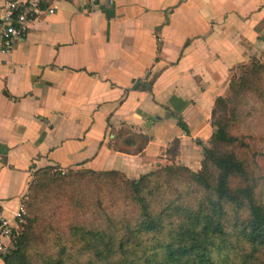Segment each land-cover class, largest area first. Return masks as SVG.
<instances>
[{
	"label": "crops",
	"instance_id": "0c3cea01",
	"mask_svg": "<svg viewBox=\"0 0 264 264\" xmlns=\"http://www.w3.org/2000/svg\"><path fill=\"white\" fill-rule=\"evenodd\" d=\"M53 5L0 51L4 216L11 219L35 175L53 168L127 179L161 164L199 170L214 100L228 95L237 67L264 53V0ZM125 133L147 142L118 151Z\"/></svg>",
	"mask_w": 264,
	"mask_h": 264
},
{
	"label": "trees",
	"instance_id": "16d2710c",
	"mask_svg": "<svg viewBox=\"0 0 264 264\" xmlns=\"http://www.w3.org/2000/svg\"><path fill=\"white\" fill-rule=\"evenodd\" d=\"M262 69L261 65L251 62L241 72L237 81H230V98L217 97L214 100L210 119L211 125L212 127L215 126V129L208 141L213 147L219 143L230 144L235 141L234 136L227 135L224 131L222 122L225 115L220 118L216 117V109L222 113L226 112L227 103L237 104L241 96L249 90L254 94L257 93L251 87ZM234 86L235 88H233ZM179 125L183 127L181 123ZM146 142V135L125 133L124 138L115 142L113 147L118 151L127 153L138 152ZM202 150L200 168L197 171H192L180 164H176L175 167L167 165L123 183L127 200L134 207V215L136 216L133 222H129L124 216H120L122 211L112 213L100 210L96 213L99 218H102L100 225L91 226L87 229H84L81 224L69 225V237L65 241L66 243L56 249L54 253L42 252L37 255L36 261L26 259L23 253L24 248L34 238L33 232L37 223L36 214L30 211L22 233L16 236L14 247L5 255L3 264H74L72 259L66 257V244L71 241L69 242L72 243L71 248L67 251L72 250L74 253L73 245L75 244H73L72 237L75 238L77 233L82 231L84 232L82 235L89 236L91 242L76 248V251L89 250L96 264H221L219 260L214 259L213 253L218 249L217 240L225 235L220 218L223 204L226 203L237 206L244 204L247 210L246 220L240 235L244 243L250 246V253L255 247L264 246V208L253 199L249 186L235 189L231 188L228 182L230 177H241L246 180L241 163L231 154L217 155L212 147L206 146ZM206 161L210 163L214 173L208 172L205 168ZM165 173L170 176L171 173L183 174L185 181L192 184L196 191L202 194L200 198L206 199L204 204L197 203L193 215L190 212L185 215V217L191 218V222L183 229H181L183 224L179 225L178 231L180 233H176L179 237L176 242H171V236L175 234V230L171 228V222L165 224L161 217L164 211L167 213L166 217L171 216V201L164 199L166 201L162 204L164 207L160 206L161 209L157 212L150 208L148 201L150 200L149 197L161 188L157 180H164L162 177ZM86 174L95 177L121 175L112 170L96 172L84 168L80 171H70L68 176H80L82 178ZM151 180H154L152 182L154 185L149 187L148 182ZM209 205L211 208L207 207ZM203 210L206 211L202 213ZM209 211L214 214V217L208 215ZM116 214H119L118 219H116ZM251 257V254L247 255V259L250 260ZM239 264L251 263H243L242 259ZM255 264L264 263L256 261Z\"/></svg>",
	"mask_w": 264,
	"mask_h": 264
},
{
	"label": "rangeland",
	"instance_id": "374dc122",
	"mask_svg": "<svg viewBox=\"0 0 264 264\" xmlns=\"http://www.w3.org/2000/svg\"><path fill=\"white\" fill-rule=\"evenodd\" d=\"M251 62L263 67L256 79L251 80L253 81L251 89L254 88L258 94L249 90L241 96L237 104L227 103L226 112L222 113L216 109V117L220 118L225 115L222 122L224 131L227 135L234 136L235 141L230 144L219 143L214 147L208 143L207 147H212L217 155L231 154L241 163L246 180L241 177H230L228 181L230 187L236 189L249 186L253 199L264 208V53L237 67L231 80L237 81L241 72ZM230 95L231 89L229 88V93L224 98L229 99ZM214 129L215 126H213ZM167 165L176 166L175 163L161 164L154 170ZM205 168L208 172L214 173L208 161L205 163ZM83 169L59 170L53 168L38 173L31 181L25 200V219L18 230V235H20L30 211L36 214L37 223L33 232L34 238L30 240L23 252L26 259L36 261L37 255L42 252L54 253L56 249L66 243L65 241L69 237V225L81 224L84 229L100 225L102 218L96 215L100 210L112 213L122 211L120 216H124L129 222H133L135 219L134 207L127 200L126 190L123 189V183L130 181L129 179L123 175L95 177L86 174L82 178L68 176L70 171L75 172ZM162 178L164 180H157L161 188L150 196L148 201L150 208L155 209L156 212L160 211L159 207L166 202L165 200L171 201V216L166 217L167 213L164 211L161 217L165 224L171 222V228L175 230V234L171 236V242H176L179 238L176 233H180L179 225L183 224L181 227L183 229L191 222V218L185 217V215L188 212L193 215L197 203L204 204L206 199L200 198L202 194L196 191L192 184L185 181L183 174L171 173L170 176L165 173ZM154 180L148 182L149 187L154 185L152 183ZM207 207L211 208L210 205ZM175 208L178 209L174 210ZM205 211L203 210L202 213ZM246 213L244 204L239 206L230 203L223 204L220 223L225 235L217 240L218 249L213 253L214 259L219 260V263L239 264L242 259L243 263L255 264L256 261L264 263V246H257L250 253V246L244 243L241 238L240 233L246 220ZM208 215L214 217L211 211L208 212ZM117 217L119 214H116V219H118ZM82 233L84 232H78L75 238L72 237L73 244H75L74 248L72 247L74 253L72 250L67 251L72 245L69 243L71 241L67 242L66 257L72 259L74 264H96L89 250L76 251V248L91 242V238L87 235L83 236ZM249 254L252 255L250 260L247 259Z\"/></svg>",
	"mask_w": 264,
	"mask_h": 264
},
{
	"label": "built area",
	"instance_id": "2783aa9c",
	"mask_svg": "<svg viewBox=\"0 0 264 264\" xmlns=\"http://www.w3.org/2000/svg\"><path fill=\"white\" fill-rule=\"evenodd\" d=\"M54 1L57 0H4L0 3V51L8 52L13 43L25 35L29 22L41 12H53ZM167 159L171 160V157ZM25 200L23 197L18 201L11 219L4 216L0 208V264L13 249L18 230L24 222Z\"/></svg>",
	"mask_w": 264,
	"mask_h": 264
}]
</instances>
